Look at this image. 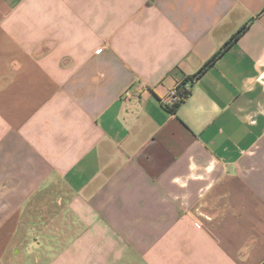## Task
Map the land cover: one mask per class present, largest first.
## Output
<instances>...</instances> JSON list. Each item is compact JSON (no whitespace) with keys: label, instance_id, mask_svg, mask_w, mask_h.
<instances>
[{"label":"crops","instance_id":"crops-1","mask_svg":"<svg viewBox=\"0 0 264 264\" xmlns=\"http://www.w3.org/2000/svg\"><path fill=\"white\" fill-rule=\"evenodd\" d=\"M263 72L264 0H0V264H264Z\"/></svg>","mask_w":264,"mask_h":264},{"label":"built area","instance_id":"built-area-1","mask_svg":"<svg viewBox=\"0 0 264 264\" xmlns=\"http://www.w3.org/2000/svg\"><path fill=\"white\" fill-rule=\"evenodd\" d=\"M259 81L264 85V72L261 73ZM191 83L187 80H182L178 85L171 90L162 100V103L169 108H175L181 104L189 95Z\"/></svg>","mask_w":264,"mask_h":264},{"label":"trees","instance_id":"trees-1","mask_svg":"<svg viewBox=\"0 0 264 264\" xmlns=\"http://www.w3.org/2000/svg\"><path fill=\"white\" fill-rule=\"evenodd\" d=\"M239 37V32L238 33H236L231 39H230V41L226 44V46H224L222 49H221V51H220V53H218V54H221L228 46H229V44H231L235 39H237ZM187 81H189L190 79H186ZM190 93V92H189ZM169 108V107H168ZM171 110H175L176 109V107L175 108H170Z\"/></svg>","mask_w":264,"mask_h":264}]
</instances>
